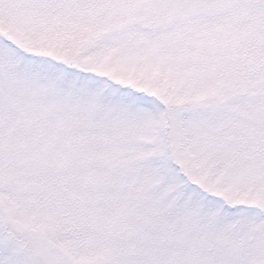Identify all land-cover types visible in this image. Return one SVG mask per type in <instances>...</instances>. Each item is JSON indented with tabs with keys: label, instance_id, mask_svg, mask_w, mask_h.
<instances>
[{
	"label": "snow or ice",
	"instance_id": "1",
	"mask_svg": "<svg viewBox=\"0 0 264 264\" xmlns=\"http://www.w3.org/2000/svg\"><path fill=\"white\" fill-rule=\"evenodd\" d=\"M0 264H264V0H0Z\"/></svg>",
	"mask_w": 264,
	"mask_h": 264
}]
</instances>
